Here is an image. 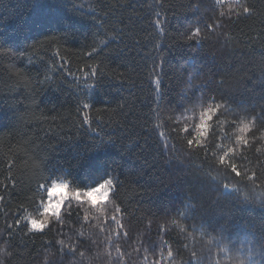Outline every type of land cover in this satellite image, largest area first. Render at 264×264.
I'll use <instances>...</instances> for the list:
<instances>
[{
	"label": "trees",
	"instance_id": "1",
	"mask_svg": "<svg viewBox=\"0 0 264 264\" xmlns=\"http://www.w3.org/2000/svg\"><path fill=\"white\" fill-rule=\"evenodd\" d=\"M241 3L251 14L227 0H0V245L9 239L7 224L40 210L52 181L64 180L71 192L110 173L126 209L119 239L109 241L117 230L112 201L72 200L63 226L54 223L45 235L18 232L0 264H143L145 257L155 264L167 254L161 240L178 251L162 264H264V171L256 160L264 159V141L244 150L257 179L229 176L223 189L204 178V152L185 155L171 133L177 121L194 123L199 108L188 99L201 95L229 105V120L264 108V0ZM208 23L219 27L209 34ZM197 27L200 35L187 40ZM216 131L209 156L221 143ZM228 134L223 143L232 146L234 129ZM4 154L17 160L11 179ZM30 157L43 161L42 170L33 172ZM188 205L195 211L178 217ZM176 218L185 233L167 223ZM162 224L166 232L158 231ZM202 233L218 239L207 244ZM57 239L77 245L75 255Z\"/></svg>",
	"mask_w": 264,
	"mask_h": 264
},
{
	"label": "snow or ice",
	"instance_id": "2",
	"mask_svg": "<svg viewBox=\"0 0 264 264\" xmlns=\"http://www.w3.org/2000/svg\"><path fill=\"white\" fill-rule=\"evenodd\" d=\"M225 0H216V5H222ZM230 7H236L241 9L243 14H251L253 9L241 3V0H227ZM221 16L224 13H220ZM237 15H240V12H237ZM157 26H159V22H156ZM209 34H211L217 27L218 24L208 23L205 25ZM200 35V28L197 27L196 29L191 31V34L187 36V40L191 41L195 37ZM97 51L96 48H93L91 52L88 53L91 56L93 53ZM91 67V66H89ZM99 69H94L91 72L92 76L97 74ZM261 72L264 73V65L261 66ZM85 77L87 78L89 73H84ZM191 87H195V85H191ZM188 104L192 106L193 110L197 107L199 108L198 113H195L194 123L191 125H187L184 127H179V121L176 122V126L171 129V133L174 135V139L177 141H182L181 147L185 152V155L191 156L196 154L199 156L200 152H204L203 160L207 164V171L204 172V178L207 179L210 183L213 184H221L222 180L227 179L229 176H233L236 178H246L248 182H254L257 179V168L253 167L250 168L248 165L252 164L253 157L246 154L244 151L247 149L251 152L254 144L257 142V139L260 141H264V128L257 127V121L264 122V108L261 109L258 115L249 116V114L244 111L242 113H236L232 115L231 120L228 119L229 113L232 111L230 106L226 103L217 101L215 96H211L209 98H205L203 95L196 99H188ZM83 109H89L90 105L88 103L83 104ZM188 109L186 108L185 111ZM83 121L84 124H89L91 121L88 117L87 112H83ZM223 117V119H221ZM189 120H193V117H189ZM213 121L217 123L214 125ZM232 128L235 131V139L232 146H227L223 143L224 140H231V137L228 134V129ZM217 129H219V133L221 134V143L215 145V150L212 152V155L209 156V149L212 148V145L208 143V139L210 136L217 135ZM255 132H260L259 138L255 137L253 134ZM251 137V139H250ZM103 146V142H99L94 145V147H101ZM165 150H168V145H164ZM256 153H261L260 148H256ZM6 157V163L8 165V174L9 179L13 178V168L17 164V160L8 157L7 154H4ZM239 159L241 161L240 164L236 162ZM257 166L260 171H264V159H260L259 156H256ZM31 169L34 173L39 172L42 170L43 161H39L35 158H29ZM24 162V161H22ZM27 166V162H24ZM54 181H52L51 187L53 186ZM58 187L67 188L68 185L65 184H57ZM230 186L229 183H222L221 187L223 189H228ZM232 189L235 190V185L233 184ZM48 187L46 190L48 192ZM45 189V184L37 183V190ZM119 189V185L116 183L115 179L109 173L108 175L104 176L101 180L96 182L94 185H88L82 189H76L72 192L79 193V198L75 197H68L65 198L60 202L58 210L51 214H45L44 209L46 207V203H42V211L40 216L43 217V223L39 227H33L30 224V221H39L41 218L33 217L31 214L27 215H20L18 218H14L11 224H7L6 232L9 239L4 241L3 245H0V253L4 252L5 246L10 243L12 239L16 236L18 232H24L25 235H45L47 232L51 231L52 225L54 223L61 224L63 226V219H64V208L66 204L70 206L72 200L81 201L83 204H87L89 206L95 207L98 202L101 200L104 201H112L113 208H114V215L111 217L112 222L116 225L117 230L108 237L109 241H112L113 236L116 239H119L121 232L120 230L123 229L122 223V216L126 209L120 206V203L116 201V192ZM106 193L103 195L101 199H98L95 204L88 199V194H96L97 192ZM223 194V193H221ZM243 200L245 202H251L248 199L246 194H241ZM3 196H0V201H3ZM262 206H264V201H262ZM18 210L23 212L24 205L21 203L18 205ZM195 208L192 205H188L183 211L178 214V217H183L185 219L188 218L190 212H194ZM71 213L69 212V215ZM101 215H105V213H101ZM85 220L87 217L84 218ZM171 225L175 226L179 229L180 233H185L187 231L186 225L181 223L179 218L170 219L167 221ZM150 228V225H149ZM59 231V229H58ZM101 231H104L101 228ZM159 232H166V227L164 224L160 225L158 228ZM83 233H81V236ZM191 235V233H189ZM207 235L208 239L206 241L207 244H212V242L218 239V236L208 235L207 233H202L201 238ZM123 236L128 238V232L125 230L123 231ZM46 243H51L50 241H46ZM160 243L162 245L167 244L168 250L166 257L161 251L160 259L155 261V264H162V261L165 259L171 260L175 255L178 254L174 252L171 247L170 241L161 240ZM56 245H59L61 249L66 250V252L75 255L77 251V245H69L65 243L64 239H57L55 241ZM145 252L148 251L147 248L144 249ZM222 251L224 249H221ZM116 253L120 254L122 258V253L120 247L117 245L115 248ZM253 251L250 249V253ZM264 251V248L261 249ZM9 254V253H6ZM81 256L85 254L83 252L80 253ZM195 255V253L193 254ZM47 261V258H46ZM50 264V262H49ZM143 264H148L147 257L144 258ZM254 264V262H253Z\"/></svg>",
	"mask_w": 264,
	"mask_h": 264
},
{
	"label": "clouds",
	"instance_id": "3",
	"mask_svg": "<svg viewBox=\"0 0 264 264\" xmlns=\"http://www.w3.org/2000/svg\"><path fill=\"white\" fill-rule=\"evenodd\" d=\"M47 195L51 198L53 203L50 205L51 209L55 211L62 200L68 197H75L77 196L76 192H69L66 190L64 187H58L55 186L52 188L50 193H47ZM103 193H96V194H88V199L89 200H94V199H99L101 198Z\"/></svg>",
	"mask_w": 264,
	"mask_h": 264
},
{
	"label": "rangeland",
	"instance_id": "4",
	"mask_svg": "<svg viewBox=\"0 0 264 264\" xmlns=\"http://www.w3.org/2000/svg\"><path fill=\"white\" fill-rule=\"evenodd\" d=\"M56 183H57V184H65L66 182H65L64 180L54 181L52 187H51V184H52V183L50 184V186H48V187H50V188L48 189V192L46 191V193H50L51 190H52V188L56 186ZM97 193H101V192L98 191ZM105 194H106V193H103V195H105ZM103 195H102V197H103ZM102 197H101V198H102ZM101 198H99V199H101ZM97 200H98V199H94V200H91V202H92L93 204H95ZM100 202H104V200H101ZM44 203H46V207H45V209L43 210L44 213H46V212L54 213V212H56V211L58 210V208H57L55 211H53V210L51 209L50 205L53 203V201L51 200V198H50L47 194H46V198H45V202H44ZM41 211H42V205H41V207H40V210L37 211V212H35V213H33L32 216H33L34 218H35V217H38V216L40 215ZM42 223H43V221H41V220H39V221H35V220H34V221H30L31 226H33V227H39Z\"/></svg>",
	"mask_w": 264,
	"mask_h": 264
}]
</instances>
